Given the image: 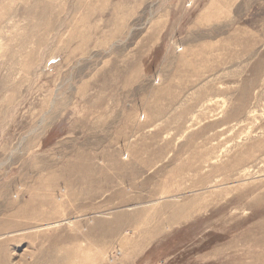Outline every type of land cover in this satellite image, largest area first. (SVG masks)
Returning <instances> with one entry per match:
<instances>
[{
    "label": "rangeland",
    "instance_id": "1",
    "mask_svg": "<svg viewBox=\"0 0 264 264\" xmlns=\"http://www.w3.org/2000/svg\"><path fill=\"white\" fill-rule=\"evenodd\" d=\"M0 264H264V0H0Z\"/></svg>",
    "mask_w": 264,
    "mask_h": 264
},
{
    "label": "bare ground",
    "instance_id": "2",
    "mask_svg": "<svg viewBox=\"0 0 264 264\" xmlns=\"http://www.w3.org/2000/svg\"><path fill=\"white\" fill-rule=\"evenodd\" d=\"M117 164V163H116ZM108 167V166H107ZM106 166H105V170H106V168H107ZM112 167H114L113 165H112ZM103 169H104V167H102ZM102 169V170H103ZM110 169V168H109ZM119 176H120V174H118ZM119 176H117V177H119ZM88 178V177H87Z\"/></svg>",
    "mask_w": 264,
    "mask_h": 264
}]
</instances>
